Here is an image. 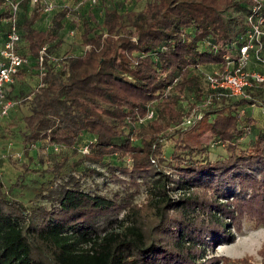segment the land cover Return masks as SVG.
<instances>
[{
  "label": "trees",
  "instance_id": "obj_1",
  "mask_svg": "<svg viewBox=\"0 0 264 264\" xmlns=\"http://www.w3.org/2000/svg\"><path fill=\"white\" fill-rule=\"evenodd\" d=\"M20 1L19 50L30 61L16 80L33 64L41 74L26 97L23 151L43 140L73 148L89 133L85 158L132 157L131 168L119 169L134 185L146 184L148 204L86 190L73 177L52 192L51 207L32 211L0 194V264H227L217 245L234 242L233 230L245 220L264 223V122L254 129L257 120L244 109L264 106V81L236 97L211 89L205 75L225 68L224 55L246 30L254 1L144 0L133 16L107 7L101 23L84 18V50L70 53L64 69L52 62L50 47L60 41L68 8L45 28L37 25L39 3ZM10 14L0 10V36ZM208 132L214 143L227 144V155L200 156ZM166 139L174 140L173 176L152 160L164 155ZM111 216L117 226L99 231L98 219Z\"/></svg>",
  "mask_w": 264,
  "mask_h": 264
},
{
  "label": "rangeland",
  "instance_id": "obj_2",
  "mask_svg": "<svg viewBox=\"0 0 264 264\" xmlns=\"http://www.w3.org/2000/svg\"><path fill=\"white\" fill-rule=\"evenodd\" d=\"M49 1L53 3V9L49 13H45L42 10V18L37 22L39 27L47 28L56 12L66 7L68 8L63 27L60 30V41L50 47V58L60 69L66 67L70 53H80L84 50L81 39L84 18L88 17L93 23H101L104 18L105 8L118 6L121 11H127L126 13L129 16H133L142 9L145 2L144 0ZM120 2L123 4L121 5ZM31 6H33L32 1L30 2ZM0 10H2L1 6ZM20 12H24L22 7ZM128 21L129 18H126V22ZM21 49H23V46H21ZM40 83L41 74L37 71L36 65L33 64L29 70H24L17 80L7 88L9 98L17 100V103L8 114L0 116V194L20 199L32 211L35 206L51 207L52 192L58 185L73 177L75 180L78 179L81 187L86 190L109 195L119 194L124 199H131L134 204L146 208L148 204L146 184L140 180V185H134L130 181L129 174L123 173L119 169L120 165L131 168L133 166V158L128 155L121 160L113 155L107 156L102 162H93L86 159L84 155L88 152L89 143L94 139L93 135L89 133H85L78 145L73 148L65 145H55L43 140L35 144L30 149L29 154L23 151L21 131L24 128V116L30 112L29 102L28 100L26 101V97L31 96L34 90L40 86ZM244 109L246 113L256 118L257 124H255L256 127L254 126V129H258L257 126L264 122V106L262 103L250 104L245 106ZM195 111L194 109L190 116L195 117ZM145 119L144 122L148 123L151 117L146 116ZM185 124H187L186 120L177 124V127ZM210 134L208 132L203 137L207 145V151L200 156L216 158L227 155V144L223 142L214 143V139ZM249 138L250 135L244 137V143ZM132 139L136 140V135H132ZM164 142V155L158 154L152 160L155 161L159 170L162 169L173 176L175 171L172 165L171 153L174 140L166 139ZM163 156L165 159H163ZM58 164H61L59 169L56 167ZM53 170L56 171L54 172ZM121 216L122 212L118 214V218ZM115 218L116 216L99 218L96 223L98 230L103 232L106 229L117 226ZM260 226H264V223L256 226L254 221L245 220L237 235H243L244 232L254 230ZM223 244L233 245V242ZM253 248L254 241H243L233 246L228 250L227 256H243L245 261H239L243 259L229 260L227 264H263V254L260 251L254 255H245V252H251ZM209 252H214V250L211 249Z\"/></svg>",
  "mask_w": 264,
  "mask_h": 264
},
{
  "label": "built area",
  "instance_id": "obj_3",
  "mask_svg": "<svg viewBox=\"0 0 264 264\" xmlns=\"http://www.w3.org/2000/svg\"><path fill=\"white\" fill-rule=\"evenodd\" d=\"M30 1L33 5L39 3L45 13L53 9V3L49 0ZM253 1L247 16L246 30L238 40L232 42V48L224 55L227 60L225 68H216L205 75L213 90L224 91L236 97L248 96V87L264 81V0ZM0 6L9 8L11 13L3 19L6 29L0 42V116H3L17 103V100L8 97L7 88L16 80L19 70L30 58L19 50L22 41L18 27L21 1L2 0ZM45 53H48L46 46L41 50V60ZM252 60L260 67H251ZM153 114L152 110L148 116L152 117ZM190 121L191 118L186 120Z\"/></svg>",
  "mask_w": 264,
  "mask_h": 264
},
{
  "label": "clouds",
  "instance_id": "obj_4",
  "mask_svg": "<svg viewBox=\"0 0 264 264\" xmlns=\"http://www.w3.org/2000/svg\"><path fill=\"white\" fill-rule=\"evenodd\" d=\"M233 235L235 237L233 245L222 244L218 245L216 248L217 256H227L228 250L233 246L242 243L243 241H254V248L251 252H245V255H254L256 252H259L261 249H264V226H260L251 231L244 232L243 235H237L236 231L233 230ZM230 260L243 259L244 257H232L227 256Z\"/></svg>",
  "mask_w": 264,
  "mask_h": 264
},
{
  "label": "crops",
  "instance_id": "obj_5",
  "mask_svg": "<svg viewBox=\"0 0 264 264\" xmlns=\"http://www.w3.org/2000/svg\"><path fill=\"white\" fill-rule=\"evenodd\" d=\"M3 38V36H0V42H1V39ZM251 67H256V68H259L260 66L256 65V63L252 60L251 62ZM1 119V118H0Z\"/></svg>",
  "mask_w": 264,
  "mask_h": 264
}]
</instances>
